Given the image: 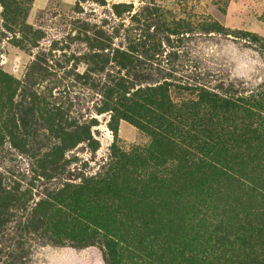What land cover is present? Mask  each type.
<instances>
[{"label": "rangeland", "instance_id": "1", "mask_svg": "<svg viewBox=\"0 0 264 264\" xmlns=\"http://www.w3.org/2000/svg\"><path fill=\"white\" fill-rule=\"evenodd\" d=\"M121 83L140 90L128 98L141 124L173 122L143 101L155 86L170 105L196 100L193 86L229 108L202 102L187 112L203 127L164 126L155 145L103 110ZM83 184L103 209L111 192L121 200L108 212L130 225L123 264H184L199 231L202 264L252 262L233 213L264 216V0H0V264H105L96 240H48L50 218L72 215L62 197Z\"/></svg>", "mask_w": 264, "mask_h": 264}, {"label": "trees", "instance_id": "2", "mask_svg": "<svg viewBox=\"0 0 264 264\" xmlns=\"http://www.w3.org/2000/svg\"><path fill=\"white\" fill-rule=\"evenodd\" d=\"M128 65V61L122 64V66ZM189 95H194L196 100H192L187 102V105H170L168 96L170 90L165 86H155L148 89L147 99H143V101H147L153 106H159L158 109H163V106L168 110L171 109V114L174 117L172 123L166 124L164 120L159 115L152 114V118H150L147 122L145 121L143 124L140 121L132 119V115L130 112H135L136 109H141L139 106V100H135L134 98H128L132 95H136L140 93V90L130 91V89L125 88L124 85H117V91H112L105 97V101L103 102V110L106 112H110L113 114L111 119L113 120L115 117L120 119H125L133 123L136 127H139L142 131L147 133L154 141L155 145L158 143L157 138L162 137L165 133L163 132L165 129L164 126L169 127L173 126V134L180 136L178 133L185 127V122L190 121L195 122L192 124L193 126H188L190 128L203 127L200 121L199 123L194 120L196 116H194L195 110H197L202 102L210 103L211 105L218 108H229V101L222 99L223 104H220L219 98L217 96L205 92L203 89H199L197 87H186L184 88ZM132 90V89H131ZM205 94H209L208 97ZM128 95V96H127ZM192 109V112H187ZM138 116L140 117L141 115ZM177 116V117H176ZM198 123V124H197ZM116 134L115 130H113ZM188 132V131H187ZM190 134L185 136L189 143H193L196 141V138L190 137ZM209 145H206L208 147ZM138 156L136 152L133 155L128 154H120L117 161L112 164L108 171V176L104 181L109 180L112 175H116L118 172L117 168L119 165H126V162L137 159ZM116 173V174H114ZM112 174V175H109ZM103 178H99L96 180L100 182ZM87 185H78L74 186V190H72L71 194H67L62 197L59 205L62 208L68 210L72 213L71 216H61V217H51L50 218V226H51V234L48 236V240L56 245H69V246H83L89 243L95 242L96 244L101 245L104 252V260L105 264H123L124 252L126 251V236L128 232H131L129 229L130 225L126 219H123L122 222L117 221L115 216L111 211L108 212V208H112V204L116 200L117 202H121L116 193L111 192L109 198L111 204L106 209L104 205V209L98 200L93 198V195H88ZM207 203V201H206ZM215 201L209 202L206 204L207 210L209 208H215ZM101 210L104 211V214L107 216L103 218L102 214H100ZM102 224V225H101ZM194 223L190 225L189 229L194 230ZM92 226L93 228H91ZM233 226H237L238 230L242 232L241 239L245 244H249L247 250L252 252V257L249 259L252 262L250 264H264V216L260 217L258 214H250L245 217H242L235 212L233 213ZM246 226L248 229H243ZM250 226H252L250 228ZM95 227V229H94ZM208 242L209 237L204 235V233L194 232L188 235V242L186 241V255L187 259L184 264H202L203 255H210L211 251H208ZM256 248H258L259 252H257ZM210 252V253H209ZM183 254V253H182ZM245 254V251H244ZM172 258H176L180 255L179 250H175L172 254ZM238 260L241 256L238 254L235 256ZM238 264H246L240 262Z\"/></svg>", "mask_w": 264, "mask_h": 264}]
</instances>
